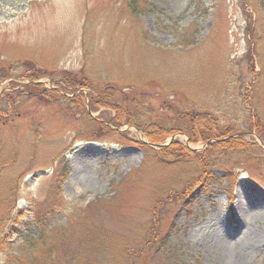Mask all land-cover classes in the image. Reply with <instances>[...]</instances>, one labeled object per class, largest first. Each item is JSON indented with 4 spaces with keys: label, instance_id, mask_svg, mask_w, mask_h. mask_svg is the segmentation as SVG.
<instances>
[{
    "label": "rangeland",
    "instance_id": "374dc122",
    "mask_svg": "<svg viewBox=\"0 0 264 264\" xmlns=\"http://www.w3.org/2000/svg\"><path fill=\"white\" fill-rule=\"evenodd\" d=\"M132 1L0 0V97L33 85L30 62L79 104L0 111V264H264V3ZM208 118L248 152L202 166Z\"/></svg>",
    "mask_w": 264,
    "mask_h": 264
},
{
    "label": "trees",
    "instance_id": "16d2710c",
    "mask_svg": "<svg viewBox=\"0 0 264 264\" xmlns=\"http://www.w3.org/2000/svg\"><path fill=\"white\" fill-rule=\"evenodd\" d=\"M141 1L142 0H133L132 3H130L128 5L131 8V14L130 15H132V13L135 15H136V13H138L137 8H138L139 4H137V2L141 3ZM261 1L264 3V0H261ZM144 2H145V0L143 1V3ZM23 65H25V67H27V70L29 71V72L26 71L27 74L29 76L34 77V78L30 79L31 81L34 82L35 80H37L42 75L40 70L36 69L35 66L32 65L30 62H24ZM32 69H35L34 70L35 73H33V72L31 73L30 70H32ZM9 72H10V68L6 69V68L2 67V65H0V80L6 79V78H8V79L11 78V76L9 75ZM62 74H64L65 76L68 77V81L62 80L61 83L56 82L58 84L59 88H63V89L68 88V87H72V88L74 87L75 88L78 86L88 87V85L83 80H81L80 78L76 79L74 76L71 75V73L63 72ZM90 88H92V87H90ZM97 91L98 90H95V92H97ZM65 93L69 94V93H71V91H68L67 89H65ZM98 96H99V94L94 93V92H92L89 95L88 99L90 102L89 105H90L91 109H95L97 106H99V105L93 103V101L96 98H98ZM21 98H24V100H20L19 101L20 103L14 101L15 99H21ZM28 99L32 100V101H36L38 103H42V104H53V103H55V102L57 103L58 101L63 99L67 104V106L65 107L66 109L64 111L70 112L73 107L76 109L79 108V104H77L76 102H73L74 99L67 98L65 95L58 94V92L48 90L43 85H26L20 91L18 90L15 92L5 93L2 97H0V111H6L7 108L10 106L11 109L16 112V110H18L20 108V105H23L25 102H28ZM68 106H69V108H68ZM105 106L108 107L110 105H105ZM110 107L113 110L117 111L116 105H111ZM78 111H80V110H78ZM19 116H20V114L17 117H19ZM195 117H196V115L192 118H186V117H184V114H183L184 119H187L188 122L191 121V123H192L191 126H193L195 123L194 122ZM252 117H255V118L259 117L260 118L259 115H255V114ZM183 118L181 120H183ZM199 121L200 120H198L197 122H199ZM211 123L214 124V118H208L206 120V122L203 123L204 125L200 124V123H198L196 125L197 129L199 131L198 132L199 136L203 142H208L212 139L217 140V142L208 145L206 147L205 152L201 153L200 156H198L200 158L199 161L202 163V166H204L205 168H208L209 158L211 156V152L212 153H215V152H217V153H232V152H244V151H247L249 149L250 144L244 143L239 136L238 137H232L230 135L229 131H226L224 133H220L217 130H213V126L211 125ZM250 127H251V129L254 128L253 126H250ZM257 128H259L258 124L256 126V129L255 128L254 129L256 131L257 136L260 139H262L263 137ZM143 132L145 133V135L149 138V140L151 142H161L164 138L161 128L152 130L149 133H147L145 131H143ZM192 142H198V141L193 140ZM184 151H185L184 148H182L177 143H173L170 146H168L167 148L160 150L162 155H164V156L175 155L176 158H180L183 155ZM64 177H65V175L63 177H61V179L59 181L60 185L63 183V181L65 179ZM57 200H58L57 202H55L49 206L47 211L53 212L56 208H59L62 206V199L59 197ZM5 227H7V226H5ZM9 229L11 231L14 230L12 224H10ZM45 232L46 231H45L44 226L39 224V226H37V228H36V233H37L38 238H40V240L44 237ZM89 238H90L89 234L83 233V239L85 241L88 242ZM45 241H46L45 239H42V242H45ZM23 242H25V241H23ZM45 244H46V242H45Z\"/></svg>",
    "mask_w": 264,
    "mask_h": 264
},
{
    "label": "water",
    "instance_id": "95a60500",
    "mask_svg": "<svg viewBox=\"0 0 264 264\" xmlns=\"http://www.w3.org/2000/svg\"><path fill=\"white\" fill-rule=\"evenodd\" d=\"M35 84H39L38 82L37 83H35ZM211 142H208L206 145H208V144H210ZM150 147H152V148H162L161 146H159V145H153V144H148Z\"/></svg>",
    "mask_w": 264,
    "mask_h": 264
}]
</instances>
